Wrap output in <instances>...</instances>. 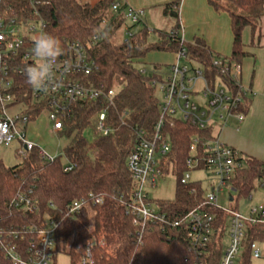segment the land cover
I'll use <instances>...</instances> for the list:
<instances>
[{
    "label": "trees",
    "instance_id": "16d2710c",
    "mask_svg": "<svg viewBox=\"0 0 264 264\" xmlns=\"http://www.w3.org/2000/svg\"><path fill=\"white\" fill-rule=\"evenodd\" d=\"M208 1L217 11L229 14L233 33L230 58L241 64L248 56L243 43L244 29L250 27L254 36L264 15V0ZM179 7L178 1L164 5V15L178 20ZM0 13L7 19H42L45 31L61 41L62 53L72 42H80L87 48L97 65L87 80L108 88L118 81L124 84L111 112L114 126L111 135L89 138L93 119L101 110L98 104L78 105L72 118L65 122L59 137L68 140L63 156L73 165L70 171H65L62 157L50 161L41 157L38 148L30 151L17 166L9 167L0 160V264H13L10 247L27 254L35 238L31 228L45 227L48 220L57 225L53 264L59 253L69 255L71 264H81L88 248L93 255L92 264H220L228 213L208 207L216 218L218 233L208 248L209 254L199 257L189 251L185 229L161 224L141 229L127 210L133 190L127 160L136 144V131L151 133L160 115V99L149 85L152 75L141 74L139 65L151 52L177 54L184 47L192 59L213 72L212 53L205 42L197 38L193 43L181 44L179 35L172 34L180 29L176 22L167 37L153 43L147 25L140 23L131 38L115 45L111 40L126 24L125 10L114 12L110 6L92 5L84 0H3ZM96 35L99 39L94 41ZM169 66L155 65L153 69L163 72ZM21 81L22 87L15 92L17 100L30 103L31 86L25 82L26 77ZM250 102L249 97L245 99L242 113L247 114ZM42 109H30L32 120H36ZM123 112L129 116L121 121L119 114ZM166 133L171 152L164 163L163 175L172 172L177 177L176 196L173 201L157 204L168 217L177 218L205 200L200 182L182 184L181 179L194 139L201 153L204 144L214 137V130L175 120L173 124L168 122ZM257 183L264 186V162L244 158V168L237 171L228 187L239 197H249ZM29 192L39 205V211L34 214L12 205L18 194ZM81 199L87 200L82 214L76 219L67 216L69 206ZM97 199L102 202L96 203ZM231 200H234L232 194ZM13 231L17 237L10 234ZM253 242L263 246L264 255V224L248 226L238 264H252Z\"/></svg>",
    "mask_w": 264,
    "mask_h": 264
},
{
    "label": "built area",
    "instance_id": "2783aa9c",
    "mask_svg": "<svg viewBox=\"0 0 264 264\" xmlns=\"http://www.w3.org/2000/svg\"><path fill=\"white\" fill-rule=\"evenodd\" d=\"M2 2L3 0H0V7ZM110 7L114 12L120 10L118 3H112ZM125 15L126 22L136 26L143 23L145 12L127 7ZM41 30L45 31L42 19H7L0 13V147H10L17 142L18 157L24 159L30 151L38 148L42 158L53 161L56 156L50 155L29 139V126L38 121L45 112L50 133L61 139L59 134L63 131L65 122L72 118L76 107L80 104L94 103L98 104L101 110L93 119L92 136L107 137L114 131L111 112L116 108V98L121 89L116 90L115 85L108 88L104 84L97 85L87 80V77L97 69L96 62L82 43L72 42L69 43L67 51L57 59L53 68L56 83L48 92L31 87L30 103L17 100L15 92L22 87L21 79L25 77V68L40 62L32 49L33 37ZM180 30L181 27L172 34L180 37ZM133 35L131 27H128L127 39ZM98 39L99 36L96 35L94 41ZM180 43H185L182 38ZM181 60L188 64L181 65L179 63ZM211 63L213 72H209L205 65L192 59L183 47L176 54V62L170 65L167 71L153 69L150 72L152 77L149 85L160 99V115L151 133L144 130L136 131V144L127 160L133 184L127 210L133 223L141 229L158 224L185 229L189 251L199 257L209 254L208 248L218 233L216 218L208 207L228 213V244L224 248L220 264H238L248 226L264 224V206L253 208L249 216H244L239 211H227L216 205L217 194L223 187H228V182L238 170L244 168V157L240 152L222 143L214 134V137L204 144L203 152L200 153L197 140L194 139L181 183L193 182L191 181L193 171H209L217 177L218 185L213 186L210 195L204 196L205 200L201 205L183 216L168 217L157 203L152 202L148 193L150 189L157 187L158 180L164 173V163L171 152L170 138L166 133L168 122L173 124L175 120H179L200 129L214 130L217 125L225 126L232 117L240 121L244 119L245 114L240 109L251 90L239 81L241 64L225 57H213ZM139 71L143 75H149L146 69L139 68ZM31 108H43L36 120H32L28 113ZM119 115L123 121L129 113L123 112ZM72 168L73 165L65 163V171ZM230 190L232 191L231 188ZM95 202L101 203L102 200L97 199ZM12 205L30 214L39 211L38 201L31 198V192L18 194ZM86 205V199L73 202L67 210V216L76 219ZM56 228L53 220H48L45 227L31 228V234H34L35 238L30 242L27 254L19 253L15 247L9 248L12 263L53 264ZM10 234L17 237L15 231ZM141 237L142 233H139V238ZM250 249L253 259L264 258L263 246L260 243L253 242ZM92 263L93 255L88 248L81 259V264Z\"/></svg>",
    "mask_w": 264,
    "mask_h": 264
},
{
    "label": "crops",
    "instance_id": "0c3cea01",
    "mask_svg": "<svg viewBox=\"0 0 264 264\" xmlns=\"http://www.w3.org/2000/svg\"><path fill=\"white\" fill-rule=\"evenodd\" d=\"M92 5L110 6L118 3L120 9L131 7L144 10V17L151 16V12L163 6L178 1L179 18L174 20L180 24V37L185 43H193L195 39H202L212 53V57L230 58L233 50V33L231 18L225 11H217L208 0H84ZM164 14V12H163ZM143 17V18H144ZM145 17V18H146ZM143 23L146 24L143 19ZM174 25H172L170 32ZM246 30L244 29V32ZM243 43L248 56L242 61L239 76L240 83L249 88L251 93L250 106L244 119L236 117L228 120L225 126L217 125L214 134L222 143L237 150L244 158H254L264 162V15L260 19L254 36L245 35ZM175 59L167 65L176 62ZM30 135V129H29ZM1 161H4L1 158Z\"/></svg>",
    "mask_w": 264,
    "mask_h": 264
},
{
    "label": "rangeland",
    "instance_id": "374dc122",
    "mask_svg": "<svg viewBox=\"0 0 264 264\" xmlns=\"http://www.w3.org/2000/svg\"><path fill=\"white\" fill-rule=\"evenodd\" d=\"M150 17H144L146 25L150 31V41L157 43L167 37L170 33L172 25H174V20L163 14L162 10H155L150 13ZM131 27V31L136 32L137 26H132L130 22H126L113 36L112 43L115 45H120L127 40V29ZM245 35L251 33V28H245ZM162 33L163 36H160ZM175 59L174 54L165 52H151L147 55V58L139 65V68L146 69L148 72L153 70L155 65H160L165 68L166 65ZM181 65H187L188 63L184 60L179 62ZM170 64V63H169ZM164 70V69H163ZM122 81H118L115 85L116 90L122 89ZM29 139L35 142L41 149L45 150L52 156L62 157V162L66 163L63 156V151L67 146V139H59L57 136L50 133V126L44 112L38 119V121L33 122L30 126ZM89 138H93L90 132ZM18 143L14 142L10 147H0V160L4 159L5 164L9 167L17 166L22 162V158L17 155ZM191 181L199 182L202 185L204 196H208L213 192V186L218 185L217 177L209 171H193L191 173ZM176 186L177 177L169 172L164 174L159 178L157 187L150 189L148 191L150 199L153 203L158 201H173L176 196ZM231 194L234 196V200H231ZM216 205L224 210L230 211L238 208V211L244 215L249 216L251 209L264 206V186L256 184V189H254L249 197H239L237 193H231L230 188L223 187L222 191L217 194ZM229 221V216L227 222ZM227 226V223H226ZM224 247L228 244V236L223 240ZM56 264H71L70 256L64 253H59L56 256ZM252 264H264V258L252 259Z\"/></svg>",
    "mask_w": 264,
    "mask_h": 264
},
{
    "label": "clouds",
    "instance_id": "9594fccd",
    "mask_svg": "<svg viewBox=\"0 0 264 264\" xmlns=\"http://www.w3.org/2000/svg\"><path fill=\"white\" fill-rule=\"evenodd\" d=\"M32 51L40 62L25 68V82L33 89L47 93L56 83L53 68L62 54L61 41L54 35L41 30L33 37Z\"/></svg>",
    "mask_w": 264,
    "mask_h": 264
}]
</instances>
